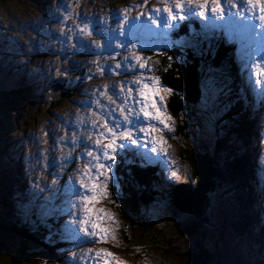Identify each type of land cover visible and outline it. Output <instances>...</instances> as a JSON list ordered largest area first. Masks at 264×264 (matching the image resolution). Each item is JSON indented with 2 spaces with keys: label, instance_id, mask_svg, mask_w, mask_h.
<instances>
[{
  "label": "rangeland",
  "instance_id": "rangeland-1",
  "mask_svg": "<svg viewBox=\"0 0 264 264\" xmlns=\"http://www.w3.org/2000/svg\"><path fill=\"white\" fill-rule=\"evenodd\" d=\"M199 2L194 0L191 7ZM234 2L245 7L243 0ZM163 6L161 0H147L146 4L145 0H0V192L1 186L9 183L4 196L15 208L16 219L28 221L33 226L50 219L52 230L64 242L60 258L39 252L27 261L16 263L11 257L14 254L9 256L6 253L0 254V264H95L92 257L101 249L113 253L125 264H189L186 253L196 247V240L211 253H218L221 264H264V252L250 257L242 240L229 233V224L233 221L228 210L217 202L222 200L220 194L215 197L210 210L209 220L213 228L192 218L178 216L164 200L156 199L150 203V223L138 220L130 224L122 219L118 210V200L127 182L122 171L127 170L124 167L136 156L146 167H156L163 186L171 187L194 181V167L184 158L186 152L209 155L213 148H217V140L219 142L227 133L223 129L222 116L232 101L229 100L230 87L224 72L214 68L201 69V99L198 104L188 105L186 111L178 116L171 113V100L169 95L166 96L164 107L171 117L173 130L163 133L165 154L159 151L153 154L152 144H145L141 135L139 148L128 145L117 151L115 162H110L112 179L108 197L94 207L102 208L115 217V240L109 233L107 242L96 243L94 237L79 234V224L74 223L81 209L79 206L72 208L76 197H68L67 188L70 184L79 188L77 171L89 160L86 152L93 147L96 138L93 129L100 124L96 114L99 113L101 119L111 115L113 120L109 123H114L119 117V108L109 97L124 103L130 83L136 88L135 80L154 76L147 68L141 70L138 62H133L130 67L129 61H133L134 53L126 46L116 47L118 42L131 39L129 27L125 26L127 22L125 25L120 23L122 17L126 15L133 21V34L142 37L135 54L140 55L149 68L156 55L171 49L176 42L173 33L177 29L183 34L187 26L194 28L186 24L191 20L198 24L199 32L209 40L224 36V30L214 27L211 19L201 21L198 15L180 21L172 29H165L158 17H154L157 23L153 24L148 19L149 11ZM189 6L185 0V7ZM125 8L133 10L125 13ZM235 11L238 10L226 9V15ZM138 15L139 20L136 19ZM244 19L249 26L259 23L247 16ZM86 22L91 35L80 30ZM122 28L123 36L120 35ZM195 32L191 30L180 36V43L199 42L193 37ZM252 35L254 40H245L243 44L233 39L223 40L233 46L232 56L240 83L257 112L252 110L257 128L254 147L258 170L253 207L259 209L262 219L256 229H251V234L253 240L259 238L262 242L264 94L253 86L255 77L245 69L242 61L247 58V51L253 52V60L264 52V29L257 27ZM136 42L132 40V43ZM118 63L122 67H116ZM59 81H62V88L53 101H49L50 85ZM122 82L124 92L120 91ZM105 85L107 93L101 96L100 90H104ZM94 100L99 101L103 108L94 104ZM105 108L117 110L109 113ZM143 122L141 116L135 125L138 135ZM231 140L229 137L227 143ZM80 155H83L82 160L74 159ZM119 162L127 163L123 166L118 165ZM125 174L130 180L129 171ZM226 189L229 191L230 188ZM139 197L149 199L146 193L139 194ZM73 211L76 216H73ZM102 226L109 225L105 223ZM190 227L196 228L194 235L189 233ZM69 228H74L80 239L72 238ZM13 243L15 247L19 244ZM89 249L91 254L86 256ZM241 250L250 257L249 262Z\"/></svg>",
  "mask_w": 264,
  "mask_h": 264
},
{
  "label": "trees",
  "instance_id": "trees-1",
  "mask_svg": "<svg viewBox=\"0 0 264 264\" xmlns=\"http://www.w3.org/2000/svg\"><path fill=\"white\" fill-rule=\"evenodd\" d=\"M186 24L194 28L189 29L187 26L183 34L180 29L173 33L176 42L162 55H156L151 71L154 76L159 77L161 85L172 89L168 97L171 100L169 109L175 116L186 111L188 105L199 103L202 96V68L223 71L227 86L230 87L229 100L232 101L229 103L232 105L227 104L222 116L225 124L223 129L227 133L219 142L217 140V148H213L209 155L186 152L184 158L194 167L192 182L171 187L163 186L156 167H146L142 161L135 159L134 164L127 166L130 180L127 174L124 177L130 183L121 193L118 210L122 219L130 224L138 220L141 223H150L151 220L148 218L151 216L148 213L150 204L144 206L139 199V194L146 193L153 200L167 202L178 216L192 218L213 228L214 225L209 220L210 210L215 197L220 194L222 200L218 199L217 202H220L224 210H228L233 221L231 225L229 224V233L232 237L242 240L245 248L249 250L250 257L259 256L264 252V241L261 242L259 238L253 240L251 234V229H256L259 220L262 219L258 213L259 209L253 207L257 195L254 188L258 173L255 161L257 151L254 147V138L257 134L254 115V112L257 114L256 107H252L248 92L240 83L232 56L233 46L229 43L228 45L221 37L211 40L206 38L199 32L201 29L194 20ZM191 30L197 31L193 37L199 42H187L182 45L180 36ZM169 57H172L171 61ZM229 137L232 140L227 143ZM8 185L9 183L2 185L0 192V254L7 253L10 256L13 253L11 257L16 263L27 261L39 252L60 258L59 253L64 242L52 230L51 220L46 219V223L33 226L28 221L16 219L15 208L4 196L9 189ZM226 187L230 188L229 191ZM221 190L223 192H220ZM188 231L194 235L196 228L190 227ZM14 241L19 243L17 247ZM196 241V247L186 253L189 264L222 263L218 253H211L203 243ZM241 251L245 255V250ZM245 256L249 262L250 257Z\"/></svg>",
  "mask_w": 264,
  "mask_h": 264
},
{
  "label": "snow or ice",
  "instance_id": "snow-or-ice-1",
  "mask_svg": "<svg viewBox=\"0 0 264 264\" xmlns=\"http://www.w3.org/2000/svg\"><path fill=\"white\" fill-rule=\"evenodd\" d=\"M161 2L164 5L163 8L151 9L148 13V19L153 24H156L157 19L154 17H158L165 29L175 28L180 21L193 15H198L201 21L211 19L214 27L222 28L224 30L222 39H233L242 44L245 40H254L252 33L257 27L264 29V0H243L245 7H241L234 0H200L199 3L195 4V7H191L194 0H187L189 7H185V0H161ZM146 3L147 0H145ZM209 4H211L210 8L208 7ZM226 9H236L238 11L235 13L228 12L226 15ZM132 10V8H125L124 11L127 13ZM245 16L258 20L259 23L249 26L246 24ZM136 19L139 20L140 16L138 15ZM125 22H127L126 25ZM120 23L129 27L131 39L126 42H118L116 47L126 46L129 51L134 53L133 61H129L130 67L133 62H138L141 70L147 68L148 71H151V68L143 62V58L135 54L142 37L133 34L131 29L133 21L128 20L125 15ZM80 30L85 35H88L89 23L86 22ZM120 35H124L123 28ZM132 40L137 42L132 43ZM97 46L99 45L97 44ZM249 47L251 46L249 45ZM245 55L247 58L242 63L250 75L255 77L253 86L264 94V52L255 56V60H253L252 51H247ZM169 60L171 61L172 57H169ZM116 67H122V65L118 63ZM134 83L137 87L133 88L131 83L128 85L124 103L109 97L111 102L115 103L119 108V117L114 123H109L110 120H113L111 115L101 119L99 113L96 114L100 124L98 128L94 127L93 129L96 138L93 142V147L86 152L89 160L83 164L82 169L77 171L76 184L79 185V188L75 184H70L67 188V196L76 197V203L72 204V208L76 209L79 206L81 209L80 216L74 221V223L79 224V234L84 237H94V242L96 243L107 242L109 233L113 234L111 239L115 240V217L112 213L102 208H96L94 205L108 197L109 182L112 179L110 175L112 163L110 162H115L117 151L127 148L128 145H136L139 148V139L142 135L145 138V144H152L151 152L153 154H157L158 151L160 154H165L163 133L165 130L167 132L173 130L171 117L167 114L164 107L166 96L171 94L172 89L161 85L159 77L155 76L147 79H137ZM124 87L125 85L122 82L121 92H124ZM107 90V85H105L104 90H100V95L105 96ZM129 101H131V104L128 103ZM93 103L103 108L99 101L94 100ZM104 110L112 113L117 109L105 108ZM141 116L144 122L139 127L140 135H138L135 125L139 123ZM93 124H95V121ZM72 142L73 144L76 143L75 138H73ZM74 159L82 160L83 155ZM172 175L175 176V172ZM69 203H71L70 199ZM72 214L76 216L75 211ZM105 223L109 226H102ZM68 231L72 238L80 239V235L76 233L74 228H69ZM90 254L91 249L85 255ZM92 259L95 264H125L123 260L116 258L113 253L103 249L98 250ZM262 260H264V254H262Z\"/></svg>",
  "mask_w": 264,
  "mask_h": 264
},
{
  "label": "water",
  "instance_id": "water-1",
  "mask_svg": "<svg viewBox=\"0 0 264 264\" xmlns=\"http://www.w3.org/2000/svg\"><path fill=\"white\" fill-rule=\"evenodd\" d=\"M89 33H91V30L89 29ZM62 85L59 83L53 84L50 86V89L48 90V96H49V101H52L55 97L56 94L59 93V91L61 90ZM142 205H148V203L151 202V200H143L141 197H139Z\"/></svg>",
  "mask_w": 264,
  "mask_h": 264
},
{
  "label": "bare ground",
  "instance_id": "bare-ground-1",
  "mask_svg": "<svg viewBox=\"0 0 264 264\" xmlns=\"http://www.w3.org/2000/svg\"><path fill=\"white\" fill-rule=\"evenodd\" d=\"M236 12V11H235ZM254 102V101H253ZM248 106H249V104H248ZM144 146V145H143ZM145 149H146V147H145ZM148 150V149H147ZM130 153V152H129ZM118 161V160H117ZM82 235V234H81ZM89 238V237H88ZM69 246V245H68ZM56 256V255H55Z\"/></svg>",
  "mask_w": 264,
  "mask_h": 264
}]
</instances>
